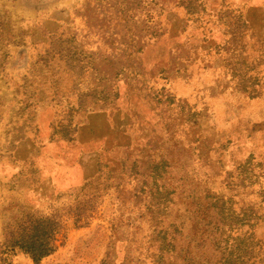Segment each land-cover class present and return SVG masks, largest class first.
Here are the masks:
<instances>
[{
	"label": "rangeland",
	"instance_id": "obj_1",
	"mask_svg": "<svg viewBox=\"0 0 264 264\" xmlns=\"http://www.w3.org/2000/svg\"><path fill=\"white\" fill-rule=\"evenodd\" d=\"M264 264V0H0V264Z\"/></svg>",
	"mask_w": 264,
	"mask_h": 264
},
{
	"label": "trees",
	"instance_id": "obj_2",
	"mask_svg": "<svg viewBox=\"0 0 264 264\" xmlns=\"http://www.w3.org/2000/svg\"><path fill=\"white\" fill-rule=\"evenodd\" d=\"M61 224L49 216L27 212L24 219L7 238V246L13 252L22 251L37 264L44 256L53 251V241Z\"/></svg>",
	"mask_w": 264,
	"mask_h": 264
}]
</instances>
